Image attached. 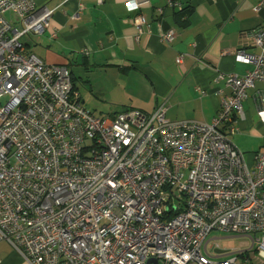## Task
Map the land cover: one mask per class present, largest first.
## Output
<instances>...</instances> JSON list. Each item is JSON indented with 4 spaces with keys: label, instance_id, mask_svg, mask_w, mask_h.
<instances>
[{
    "label": "built area",
    "instance_id": "2783aa9c",
    "mask_svg": "<svg viewBox=\"0 0 264 264\" xmlns=\"http://www.w3.org/2000/svg\"><path fill=\"white\" fill-rule=\"evenodd\" d=\"M52 13L0 0V240L29 264H264V152L250 169L230 137L248 89L264 80V29L251 32L259 53L234 51L250 69L219 74L232 93L212 122L171 120L164 105L98 116L66 64L26 48ZM135 23L142 32L147 20ZM212 230L234 246L210 247Z\"/></svg>",
    "mask_w": 264,
    "mask_h": 264
},
{
    "label": "crops",
    "instance_id": "0c3cea01",
    "mask_svg": "<svg viewBox=\"0 0 264 264\" xmlns=\"http://www.w3.org/2000/svg\"><path fill=\"white\" fill-rule=\"evenodd\" d=\"M34 1L53 13L48 27L24 38L26 48L49 64H66L85 107L100 116L127 108L150 113L164 105L171 120L212 122L221 100L232 93L219 74L250 69L235 61L234 51L259 53L251 32L264 29V0H140L134 8L127 0ZM139 13L147 20L142 32L135 23ZM170 28L176 36L168 43L161 33ZM262 109L264 80H258L230 136L253 166L264 152ZM0 264L29 263L0 240Z\"/></svg>",
    "mask_w": 264,
    "mask_h": 264
},
{
    "label": "rangeland",
    "instance_id": "374dc122",
    "mask_svg": "<svg viewBox=\"0 0 264 264\" xmlns=\"http://www.w3.org/2000/svg\"><path fill=\"white\" fill-rule=\"evenodd\" d=\"M100 116V115H98ZM246 162V160H245ZM247 163V162H246ZM250 169L253 168V165H250L247 163ZM207 241L209 242L208 245L211 247L212 245H218V248L221 250H227L234 246L235 238L234 236L230 235L229 233L218 231V230H212L208 236ZM211 255H214V248H210ZM202 252L206 254V251L204 248H202Z\"/></svg>",
    "mask_w": 264,
    "mask_h": 264
},
{
    "label": "trees",
    "instance_id": "16d2710c",
    "mask_svg": "<svg viewBox=\"0 0 264 264\" xmlns=\"http://www.w3.org/2000/svg\"><path fill=\"white\" fill-rule=\"evenodd\" d=\"M187 8H185L184 10H182V11H185ZM72 75V74H71ZM72 81H73V79H72Z\"/></svg>",
    "mask_w": 264,
    "mask_h": 264
},
{
    "label": "water",
    "instance_id": "95a60500",
    "mask_svg": "<svg viewBox=\"0 0 264 264\" xmlns=\"http://www.w3.org/2000/svg\"><path fill=\"white\" fill-rule=\"evenodd\" d=\"M155 264H157V260H154Z\"/></svg>",
    "mask_w": 264,
    "mask_h": 264
}]
</instances>
